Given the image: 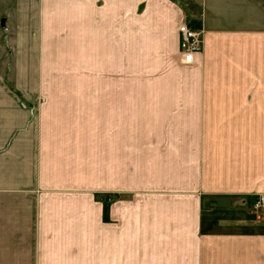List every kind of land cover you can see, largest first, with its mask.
I'll use <instances>...</instances> for the list:
<instances>
[{"label":"rangeland","instance_id":"rangeland-1","mask_svg":"<svg viewBox=\"0 0 264 264\" xmlns=\"http://www.w3.org/2000/svg\"><path fill=\"white\" fill-rule=\"evenodd\" d=\"M204 1L210 7L206 2L203 7ZM188 10L196 15L206 12L222 27L264 28V0H0V180L29 187L14 195L17 211L12 216L18 217V233L0 232V251L15 254L22 264L33 261L30 251L36 247L45 252V260L53 252L59 264H167L161 260L165 256L153 260L151 254L167 248L160 249L159 240L178 241L179 236L113 233L110 240L105 233L102 220L108 219V204L136 202L134 192L105 189L111 138L106 98L116 86L141 92L143 87L158 91L185 85L186 68L200 62L205 33L198 27V51L191 50L187 59L179 27L188 22ZM175 24L174 46L170 30ZM12 84L21 89L19 97L9 90ZM76 86L83 89L72 91ZM63 87L70 88L69 99L52 92ZM45 159L54 161V167L49 165L56 168V185L37 181ZM128 169H132L128 184L136 186V168ZM217 196L208 198L210 216L232 214L227 198ZM261 196L264 199V191L229 198L239 205L241 215L260 220ZM217 199L226 211H221L225 206L217 205ZM44 203L61 209L58 217L65 218L64 233H24L21 215H30L34 227ZM55 217L53 209L45 216ZM1 219L9 220L6 212ZM147 235L148 245L143 242ZM203 240L206 247L213 246ZM169 244L175 252H185L183 244L171 239Z\"/></svg>","mask_w":264,"mask_h":264},{"label":"crops","instance_id":"crops-1","mask_svg":"<svg viewBox=\"0 0 264 264\" xmlns=\"http://www.w3.org/2000/svg\"><path fill=\"white\" fill-rule=\"evenodd\" d=\"M205 2L210 7L208 1L203 7ZM188 12V22L202 26L205 33L200 62L186 68L185 85L158 91L143 87L141 92L116 86L106 98L111 138L105 189L134 192L136 202L111 201L105 213L108 219L102 220L105 233H109L110 240L113 233L179 236L178 241L170 239L183 244L184 253L172 250L168 239L158 241L160 249L167 246L166 249L151 254L153 260L165 256L161 260H167V264H264V218L255 220L241 215L239 205L235 206L229 198L239 194L249 198L264 191V28L247 24L222 27L210 20L205 11L198 16L194 11ZM243 19L239 22L245 23ZM170 31L175 46L176 24ZM12 87L9 90L19 97L21 89L13 84ZM68 89L55 88L52 92L66 94L65 100L71 94ZM128 93L146 96L130 99ZM72 100L75 104L74 96ZM45 162L38 168L37 181L40 185H56V168L49 165L54 167V161ZM129 165L138 173L136 186L128 184L132 170ZM3 183L0 180V232L18 233V217L12 216L17 211L14 195L29 187ZM217 195L227 198L226 206L232 214L210 216L212 207L207 201ZM219 204L225 206L220 200ZM226 206L221 211H226ZM53 207L42 205L35 231L32 217L21 215L24 233H64L65 218L60 219L61 209ZM51 209L56 217L48 220L45 216ZM5 212L7 222L1 219ZM149 238L147 235L143 239L144 244ZM203 238L213 246L206 247ZM0 252V264H22L15 254ZM44 254L41 248H33V261L24 264H59L53 252L46 260ZM3 256H7L8 263Z\"/></svg>","mask_w":264,"mask_h":264},{"label":"built area","instance_id":"built-area-1","mask_svg":"<svg viewBox=\"0 0 264 264\" xmlns=\"http://www.w3.org/2000/svg\"><path fill=\"white\" fill-rule=\"evenodd\" d=\"M198 27L192 25L189 22H184L181 24L179 27V33L181 37L180 41V47L181 49L185 50L187 52L186 58H189V54L193 51H198L197 49L199 48V39H198ZM258 200L259 198L256 197ZM261 199L264 200L261 196ZM262 202V201H261ZM260 202V203H261ZM259 204V203H258ZM255 208L257 206H254Z\"/></svg>","mask_w":264,"mask_h":264}]
</instances>
